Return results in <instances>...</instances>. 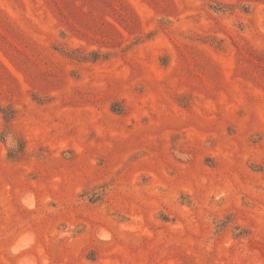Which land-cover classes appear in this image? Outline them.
I'll return each instance as SVG.
<instances>
[{"label": "rangeland", "instance_id": "rangeland-1", "mask_svg": "<svg viewBox=\"0 0 264 264\" xmlns=\"http://www.w3.org/2000/svg\"><path fill=\"white\" fill-rule=\"evenodd\" d=\"M0 264H264V0H0Z\"/></svg>", "mask_w": 264, "mask_h": 264}, {"label": "clouds", "instance_id": "clouds-1", "mask_svg": "<svg viewBox=\"0 0 264 264\" xmlns=\"http://www.w3.org/2000/svg\"><path fill=\"white\" fill-rule=\"evenodd\" d=\"M0 145H3L4 148L8 151L9 149H14L16 147V140L13 134H9L6 137V145L4 143H0Z\"/></svg>", "mask_w": 264, "mask_h": 264}]
</instances>
